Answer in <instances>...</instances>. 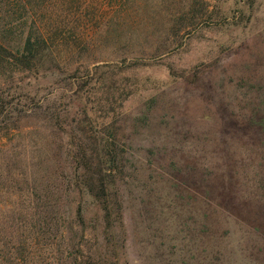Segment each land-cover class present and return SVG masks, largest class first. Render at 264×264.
Masks as SVG:
<instances>
[{"label":"rangeland","instance_id":"obj_1","mask_svg":"<svg viewBox=\"0 0 264 264\" xmlns=\"http://www.w3.org/2000/svg\"><path fill=\"white\" fill-rule=\"evenodd\" d=\"M30 33L50 48L24 69ZM84 112L115 144L104 202L76 176ZM9 225L24 264H264V0H0Z\"/></svg>","mask_w":264,"mask_h":264},{"label":"trees","instance_id":"obj_2","mask_svg":"<svg viewBox=\"0 0 264 264\" xmlns=\"http://www.w3.org/2000/svg\"><path fill=\"white\" fill-rule=\"evenodd\" d=\"M49 48L50 46L47 39H45L42 34L33 35L30 33L26 38L20 57L17 58V56H13V53H10V57H13L15 64L21 68L31 69L34 68L39 54ZM66 77L71 76L67 75ZM70 110L69 106L66 109H61V111L58 107L55 108L53 113H51V117L56 115L55 119L51 118L50 122L56 128H62V123L66 124L68 122L67 119L69 118ZM61 113L63 114L61 115ZM82 115H84V117L77 120L75 128L71 133L74 134V132H76L75 130H79L82 136L83 132L85 133L83 137H73L71 142L72 145L76 146L74 161L77 166H81V168L84 169V172L81 175L83 176V180L79 173H77L76 176L81 184H83L90 194H92V196L97 199H101L103 200L102 202H104L107 197L106 186L112 181V178L117 171L112 165H108V167L105 166L106 164L102 154L108 155L104 149H106L108 145L113 146L115 144L112 141V138H109V140H105V148H102L103 145L98 138V131L92 130V126L87 122L88 117L85 112L82 113ZM262 121L263 120L260 119V125H262ZM235 127L240 129L239 124H235ZM111 161H113V159ZM121 173V171L118 172V174ZM7 230L8 234H6L7 232L2 233L5 235L0 238V264H24L23 255L17 248H14V257L10 260V225Z\"/></svg>","mask_w":264,"mask_h":264}]
</instances>
